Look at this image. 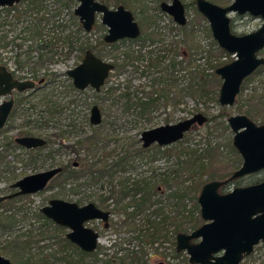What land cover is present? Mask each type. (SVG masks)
I'll list each match as a JSON object with an SVG mask.
<instances>
[{"label": "rangeland", "instance_id": "374dc122", "mask_svg": "<svg viewBox=\"0 0 264 264\" xmlns=\"http://www.w3.org/2000/svg\"><path fill=\"white\" fill-rule=\"evenodd\" d=\"M64 1L66 0H44L41 3H33L30 0H21L9 9H0V34L6 29L5 22L7 17L11 21L20 17L19 24H15V26L18 27L19 25L22 31V45L17 50L19 59L24 62V66L16 68V74L23 78H30L35 67L38 77H45L48 80V74L55 73L58 81L57 84H50L49 81L41 90L35 92L29 90L30 92L23 93L28 98L29 103L19 105L17 113L9 117L5 123L7 135L12 138L26 135V132H30L31 135L40 136L45 140L48 139L49 142L45 146L41 149L7 148L8 140L3 136L4 133L0 132V151L4 149L0 155V195L7 194L10 183L17 179L76 160L77 156H87L90 163L95 161V168L100 167L105 162L111 163L116 159L117 155H123L129 149L133 150L141 145L139 137L140 133L145 129L166 123H175L197 112L203 113L207 119L212 117V120H207L201 126H195L189 130L185 133L181 142L161 146L159 149L150 148L142 152L134 157L131 168L117 169L112 177L104 175L97 180L91 181L85 176L78 181L82 185L73 190L69 189L68 186L60 188L59 184L62 178L54 177L46 188L39 192L18 196L13 201L0 202V213L13 215L14 219L12 230L7 233H0V251L6 242L14 240L17 235H20V238L24 240L30 230H35L33 232L34 235L42 228H46L45 233L49 234V236L40 240H36L40 236L28 238L31 241V250L39 253L43 252V254H48V252L60 253L63 248L59 237H61V233L65 234L68 229L62 227L59 231H56L53 229L51 220L52 223L46 224L39 217L41 214L40 208L46 205L50 198L58 197L77 202L79 205L93 202L100 208L111 211L107 228L102 227L101 222L98 220L88 222V225L98 230L100 234L96 249L98 258L103 259L112 255H123L128 250H136L140 247L146 251L141 264H189L188 256L185 253L180 254V256L174 255L176 232L173 226L167 228L168 230H164L163 238H154L148 243L145 236L151 232L147 219L151 221L155 219L154 216L148 215L151 211L156 207H163L162 211H170V207H172V210L174 209L170 204V200H167L168 189L164 184L160 183V177L174 168V163L180 150L188 146L189 150L197 149V153H203L209 142L212 146L217 147L220 155L219 159L216 162H212L208 167V170L213 171L216 175L214 179H222L224 175L231 173L232 161L237 155L228 146L229 141L231 142L232 139V132L227 120L225 117L219 116V114L222 108H226L228 116L243 112H239L236 105L238 95L232 106H221L218 102V90L221 80L217 75L215 76L218 82L211 78L210 73L213 69L209 66V64H214L218 59L217 52H212V57H209V59L206 57L199 59L198 56L195 57L197 59L195 64L200 68V72L203 71L201 73H204L203 80L205 78L206 82L205 91L207 93L202 97L198 91L185 89L188 83H192L194 86V84H200L202 81L197 75L193 78L194 73L186 77L185 72L189 73L193 68L184 70L185 68L182 69L184 64L181 65L179 70L177 67L172 70L170 77L168 76V81L164 83L161 81V76L164 73L167 74L165 69L168 63L172 59L175 61L179 59L178 56H175V52H180L184 49L185 43L191 45L197 43V45L206 47V44L210 41L205 32L207 23L195 12L194 5H190L194 0H181L186 5V26L190 29L187 39H185L184 32L174 23L172 18L158 10V3L162 0H121L125 2L118 3L130 9L138 21L141 28L140 38L143 39L149 33H156L158 39L154 41L146 40L143 48L141 47V39L135 42H118L116 43V49L108 45L99 47L101 48L100 54L104 59L113 62L117 61V63L123 64V67L114 68L110 72L100 91L86 88L80 93L66 90L68 89L69 80L65 75V63L58 65L44 63L45 57H51L52 54L50 52L44 54L45 52L40 50L41 41L38 39L39 37H26L28 34L26 28L31 29L33 25L38 23L40 26L43 25L44 36L42 38H46L47 41L51 40L53 28H55V35L57 37L60 36L61 40H63L62 38L65 37L66 33L65 24L69 17V10L63 5ZM164 1L170 2L171 0ZM211 1L225 5L232 0ZM108 2L111 7L117 4V0H109ZM230 17L232 30L237 34L256 30L262 23L260 17L248 14L238 15L231 13ZM40 18H42L41 22ZM100 24V17L98 16L92 30L85 35H80L76 46L85 39L95 43L97 39L101 38L106 32V28H102ZM57 43L58 46H63L61 53L64 54V40L62 43L58 41ZM35 46L38 47L36 51L32 50ZM30 47L31 50L27 52ZM133 50L138 53L141 52L142 56L132 57L126 61L123 52L131 51L134 53ZM149 50L151 52H148ZM259 54L264 56V49ZM2 56L0 51V59H2ZM81 58L82 53L79 48L74 47L66 66H75ZM154 58H158L156 65L150 64ZM229 58H232L229 54L226 57L222 55L220 60ZM206 61H209V63H206ZM196 71L199 73L198 70ZM259 77L264 79V74H260ZM155 79H158V83L153 82ZM163 84L168 85L172 89L171 92L173 93L169 95L170 100L165 104L160 100L156 101L155 105L143 116L138 114L139 108H125L124 102L117 99V95L124 92H130L131 96L146 99L154 87L160 88ZM256 85H259L258 77H255L254 81L247 84L244 93H250L251 89ZM110 87L115 88L114 93L108 92ZM50 90L53 91L51 99L58 103L61 110L55 113L47 122V118L40 114L42 109H46L44 107L46 105L38 104V99L35 97L42 96L44 95L42 93ZM32 92L34 96L31 95ZM16 96L14 94L15 98ZM93 104L99 106L102 114V120L98 125H91L89 122L90 108ZM34 105L35 107H32ZM254 109L256 117H253L252 120L258 124L264 123L262 120L264 119V96ZM27 120L31 122L26 123ZM225 124L227 128L224 127ZM95 134L96 138L99 139L95 146L88 148L85 142L81 146L76 145L78 139L84 140ZM73 149H78L79 152ZM48 154L49 156H47ZM203 161L205 163L209 162L208 158H204ZM181 175L182 178H186L185 173ZM263 176L264 172L251 177L243 176L239 178L238 185L233 184L230 188L247 185L251 180ZM198 177V175H195L185 183L190 184V182L198 180ZM123 179L129 181L145 179L157 188L154 190L156 193L153 196L156 201L142 210L143 212L131 221V228L123 225V216L120 213L121 207L130 198L126 197L118 205L115 204V197H118L117 191L119 190L117 183ZM201 179L205 181L211 180L206 174ZM60 190L62 194L55 195ZM113 193H115L114 196H112ZM198 194L199 191L196 197ZM104 198L106 200H104L103 204L100 200ZM184 204V209H182L183 205L180 203L181 211H196L193 207V199L185 200ZM197 206L199 208L198 204ZM130 210H132V207L129 208ZM201 222L203 223L204 221L202 220ZM138 232L143 233V236H140L137 240L134 236ZM68 252H70L69 254H75L69 250ZM0 254L8 257L11 262L15 260L12 252ZM73 258H76L75 255ZM86 261H89V258H86ZM12 264L15 263L12 262ZM241 264H264V243L255 246L254 251L245 257Z\"/></svg>", "mask_w": 264, "mask_h": 264}, {"label": "water", "instance_id": "95a60500", "mask_svg": "<svg viewBox=\"0 0 264 264\" xmlns=\"http://www.w3.org/2000/svg\"><path fill=\"white\" fill-rule=\"evenodd\" d=\"M20 0H0V8L12 6ZM73 13L82 28L90 31L96 15H101V23L107 27L104 40L108 43L120 39H134L140 34L133 14L123 5L110 9L97 0H77ZM160 8L173 20L186 23L184 5L180 0L162 2ZM196 10L206 19L211 35L220 49L234 58L214 69L220 78L218 102L221 106H232L240 92L244 79L261 65L264 56L258 55L264 49V0H233L225 6L209 0H195ZM231 13L249 14L260 17L262 23L254 31L237 35L231 31ZM113 64L104 61L87 50L81 61L66 71L73 86L78 90L92 88L99 91ZM35 85L31 79H18L0 64V129L5 126L12 109L13 91L23 92ZM102 120L98 105L90 108L89 122L98 125ZM207 117L197 112L175 123H166L140 133L143 148L152 144L167 146L181 140L186 132L201 126ZM227 123L232 132L231 143L242 161L230 176L205 182L197 196L200 217L204 221L189 232H178L175 250L184 251L190 264H240L255 245L264 243V179L245 186H235L221 192L220 187L247 174L264 169V123L258 124L245 114L230 115ZM26 149L45 145L40 136L24 135L14 138ZM73 165H77L74 161ZM60 166L25 175L11 184L16 190L0 195V202L19 195L33 194L43 190L49 181L61 171ZM40 212L55 224L69 229L66 238L85 252L97 248L98 233L86 226L90 220H103L108 224L110 212L93 202L79 205L62 198H51L40 208ZM197 240V241H195ZM0 264H12L9 258L0 254Z\"/></svg>", "mask_w": 264, "mask_h": 264}, {"label": "trees", "instance_id": "16d2710c", "mask_svg": "<svg viewBox=\"0 0 264 264\" xmlns=\"http://www.w3.org/2000/svg\"><path fill=\"white\" fill-rule=\"evenodd\" d=\"M30 1L33 3L42 2L41 0H30ZM57 1H60V0H57ZM119 1L125 2L121 0ZM76 4H77V0H66L63 3L64 7L69 11ZM190 5H194V1H192ZM195 12L205 22V19L196 10ZM70 16H71V24L73 26L72 31H71V35H72L71 49H73L74 47H78L81 53H84L86 49H94L96 44L93 45L90 41H88V39L83 42L81 41L79 45L76 46L80 38V35L82 34L85 35V33H83V30L81 28L80 23L77 21V18L72 13L70 14ZM19 18L20 17L16 19L19 20ZM39 20L41 22L42 18H40ZM181 30L184 32L185 39H187L186 37L190 29L187 28V26L185 25L181 27ZM26 31L28 32L26 37H29V36H35L37 38L39 37L38 39H40L41 42L45 43V45L48 47L50 46L51 40L47 41L46 38H42L44 36L43 25L40 26L38 23H36L35 25L32 26L31 29L26 28ZM205 32L208 35L209 40H210L206 44V47H203L199 44L197 45V43L191 45L189 43L187 44L184 42L185 43L184 49L180 52L179 51L175 52V56H181V59H179V63L181 62L182 64H184V67L182 66V69L185 68L184 70H188L190 68H193V70L190 71L189 73L187 71L185 72L186 77L194 73L193 78L197 75V77L202 81L200 84L199 83L194 84V86L192 83H188L185 89L190 90V91H195V92L198 91L201 97L207 93L205 91L206 82H205V78L203 80L204 73H201L203 71L200 72L199 71L200 68L198 67L197 64H195V60H197L195 59V57L198 56V59L201 57H206L207 59H209V57H212V52H217L218 59L216 60L214 64H209L210 68H212L213 70L216 67L228 61L226 59L220 60V57L222 55L224 56L225 52L218 47V45L213 39H211L209 27L207 26V24L205 25ZM157 38L158 37L156 33L146 34V36L143 37V39L139 38L141 39V47L142 48L144 47L146 40L154 41V40H157ZM64 39L65 37L63 38V40ZM100 43H103V41L98 40L97 45ZM1 44L2 43H1V35H0V46ZM42 44L40 45L41 47L43 46ZM115 45L116 44H112V47H115ZM123 53L125 55L126 61H128V59L132 57L130 54V51L123 52ZM16 61L17 63L19 62L18 56L16 57ZM177 62L178 61H174V63L172 64V61H170V63H168L167 71H168L169 77L171 75L170 73L172 72V70L176 68L178 64ZM206 63H209V61H206ZM174 64H175V67H174ZM121 66L123 67V64H121ZM196 70H198L199 73ZM213 70L211 71L210 76L213 80L218 82ZM260 74H264V65H261L259 68H257V70L252 75L245 78V80L243 81L241 85L240 92L236 100V105H237L239 112L242 111L243 114L247 115L251 119H253V117H256L254 107L259 105L261 98H263L264 96V93H263L264 92V79L259 77ZM255 77L256 78L258 77L259 85L254 86L251 89L250 93L248 94L244 93L245 89L247 88L246 87L247 84L251 81H254ZM197 86L198 88L196 89ZM67 88H68L66 89L67 91L72 90V91H77L80 93L82 92V91L77 90L73 86L71 81H69ZM114 91H115V88L113 87H110L108 90L109 93L111 92L114 93ZM42 94L44 95L36 96L35 98L38 99V104L46 105L44 106L46 107V109H42L40 114L41 116H45L48 122L55 113L61 110V108L58 105V103H56V101L51 99V96L53 95L52 90L44 92ZM31 95L34 96L33 93ZM117 99L121 102L122 101L124 102L125 108H128V109L133 108V107L139 108L138 114L140 116L145 115L150 110V108L155 105L154 101L148 102L145 99H141L138 97H137V100H134L130 92L129 93L124 92L120 94L117 97ZM25 103H29L27 97L22 96V97L16 98V104L10 114V117H12L14 114L17 113L19 105L21 104L23 105ZM32 107H35V105ZM219 116H223L227 120L228 112L226 111V108H222V111L219 114ZM207 120L209 121L212 120V117L208 118ZM262 120L264 121V119ZM30 122H31L30 120L26 121V123H30ZM224 127L227 128V125L225 124ZM0 132L4 133L3 136L8 140L7 142L8 144L6 145L7 148L8 147L9 148H15V147L21 148L20 145L15 143L14 138L7 135V127L5 126L2 127L0 129ZM26 134H31V133L26 132ZM98 140L99 139L96 138V134H95V135L87 137L84 140L78 139L76 141V145L81 146V144L85 142L87 147L91 148L99 142ZM181 140L177 142H181ZM47 142H49L48 139L46 140V143ZM228 144H229L228 146L231 149V151L234 154H237L234 160L232 161V165H231L232 166L231 173H232L241 164V157L239 156V154L237 153L236 149L233 147L230 141ZM43 146L38 147L37 149H41ZM150 148L159 149L160 146L154 144L148 148H143L141 145H139L133 150L129 149L123 155L122 154L117 155L116 159L113 160V162L111 163H107V162L102 163L100 167L98 168H95V164H96L95 161L91 163L88 161L87 156L85 157L77 156V159H76L78 161L77 167H73L71 165V161H69L67 162V164L62 165V171L58 173L55 177L62 178L59 184L60 188H65L66 186H68L69 189L73 190L82 185V183L78 182L80 178L82 177L86 176L89 180L94 181V180H97L98 178L103 177L104 175L112 177L113 173L117 169L124 170L127 168H131L133 166L132 161L134 160V157L140 155L142 152H145L146 150H149ZM3 150L0 151V155H1V152H3ZM73 150H75L76 152H79L78 149H73ZM47 156H49V154ZM219 156L220 155H219V151L217 150V147L212 146L210 142L206 145L203 153H197V149L189 150L188 146H186L182 150L179 151L176 162L174 163V168H172L169 172H167L166 174H163V176L160 177V183L164 184L168 189V194L166 196L167 200H170V204L171 206L174 207V209L172 210V207H170V211L167 212L166 217L162 211L163 207L155 208L152 211V213L159 214V215L162 214L161 217H163V223H167V228H170L171 226H173L175 232H180V231L189 232L202 224L201 222L202 219L200 217V211L197 206L196 195L198 191H200V188H201L200 185L202 186L205 182H207L201 179L204 174H206L207 177H209L211 180L216 177L213 171L208 170V167L211 165L212 162L218 161ZM204 158H208L209 162L205 163L203 161ZM183 173L186 174V178L181 177L182 176L181 174ZM231 173L224 175V178L230 176ZM195 175L199 176L198 180H194L193 182H190V184L185 183L188 179L193 178ZM257 181H259V179H253L249 183H254ZM238 182H239V179H235L231 181L230 183L223 185L222 187H220V189L221 191H226L233 184L238 185ZM117 186H119V190L117 191L118 197L117 198L115 197L116 205L122 202L126 197L130 198V200L121 207L120 213L123 216V225L127 227L129 226V228H131L132 227L131 221L133 219V216L137 214L138 212H141L145 208L151 206L156 201L155 199H153V196L156 193V191L154 190L157 188H155L150 182L146 181L145 179L136 180V181H129V180L123 179V180L118 181ZM61 192L62 191L60 190L55 195H61L62 194ZM114 194L115 193H113L112 196H114ZM188 199L194 200L193 207L196 211H190V210L181 211L180 210L181 209L180 203H182L183 205L182 209H184V206H185L184 201ZM13 200L14 198L6 200V201H13ZM104 200L106 199L104 198L100 200V202L104 204ZM130 207H132V210L129 211ZM39 217L42 221L46 222V224L52 223L49 219H47L41 214ZM13 226H14L13 215H10V214L3 215V213H0V233L2 234L7 233L8 231L12 230ZM61 228H62L61 226H58L53 223L54 230L59 231V229ZM45 230L46 228H42L39 232L35 233L34 235H33V232H35V230L34 229L30 230L26 235V239L24 240L20 238L21 237L20 235H17L16 237L17 239L15 238L12 241L6 242V244L2 247L0 253L5 254L8 252H12L15 257V260H13L12 262H14L15 264H141L143 261L142 260L143 256L146 252L144 249H141L139 247L136 250H128L123 255H119V256L112 255V256L105 257L102 259V258L97 257V254H98L97 251H94L92 253H87L79 249L76 245L71 243L65 237L64 233H61V237H59V241L62 244V248H63L62 251H60V253L48 252V254H43V252L39 253V252L32 251L31 250L32 247L30 246L31 241H29L28 238L40 236V238L36 239V240H40L41 238L49 236V234L45 233L46 232ZM157 231L159 234V231H161V228L159 227ZM155 232L150 235L149 240H153L152 238ZM140 236L142 237L143 233L138 232L137 238L139 239ZM68 250L74 252L75 254H69L70 252H68ZM74 255L76 257L75 259L73 258ZM174 255L180 256V253H174ZM86 258H89V261H86Z\"/></svg>", "mask_w": 264, "mask_h": 264}, {"label": "flooded vegetation", "instance_id": "af4514ba", "mask_svg": "<svg viewBox=\"0 0 264 264\" xmlns=\"http://www.w3.org/2000/svg\"><path fill=\"white\" fill-rule=\"evenodd\" d=\"M21 1V0H20ZM19 1V2H20ZM41 1H44V0H41ZM97 1H99V2H101V3H103V4H105L107 7H109L110 9H115V8H117V6H119V5H123V4H120V3H118V2H120V1H118L117 0V4L116 5H114V7H111V5L109 4V0H97ZM105 1V2H104ZM172 1V0H171ZM171 1L169 2V1H164V0H162V1H160L159 3H158V10L161 12V13H163V14H166V15H168V16H170L167 12H165V11H163L161 8H160V4L162 3V2H165V3H171ZM181 1V0H180ZM209 1H211V0H209ZM233 1V0H232ZM231 1V2H232ZM107 2V3H106ZM182 2V1H181ZM211 2H213V3H216V2H214V1H211ZM230 2V3H231ZM77 3H78V1H77ZM183 3V2H182ZM216 4H218V3H216ZM229 4V3H228ZM228 4H225V5H228ZM77 5V4H76ZM75 5V6H76ZM183 5H184V9H185V16H186V5L183 3ZM219 5H221V6H225L224 4H219ZM13 6V5H12ZM74 6V7H75ZM124 6V5H123ZM11 6H4V7H1L0 9H2V8H10ZM74 7L72 8V9H70V11H69V14H68V19H67V21H66V24H65V28H66V33H65V39H64V54H62L61 53V51H62V45H60V46H58L57 44V41L58 42H60V43H62L63 42V40H61V38H60V36L59 37H57L55 34V28H53L54 30H53V32H52V35H51V43H50V46L48 47V46H46L45 45V43H43V42H41V44L43 45L42 47H40V50L41 51H43V52H45L44 54H47V52H50L51 54H52V56L51 57H45V59H44V63H48V65H58V64H61V63H65V75H66V77H67V79L69 80V81H71V78L70 77H68L67 76V74H66V71L68 70V69H70V68H73V67H71V66H69V67H67L66 66V63L70 60V56H71V51H72V49H71V37H72V35H71V31H72V28H71V16H70V14L72 13L73 15H74V13H73V9H74ZM125 7V6H124ZM194 7H195V0H194ZM126 8V7H125ZM7 9V10H8ZM126 9H128V8H126ZM128 10H130V9H128ZM195 10H196V8H195ZM131 11V10H130ZM197 11V10H196ZM71 12V13H70ZM198 12V11H197ZM131 13L133 14V12L131 11ZM199 13V12H198ZM200 14V13H199ZM201 15V14H200ZM243 15H245V14H243ZM249 15V14H248ZM75 16V15H74ZM100 17V23H101V15L100 14H97L96 15V18L97 17ZM202 16V15H201ZM251 16V15H250ZM76 18H77V21L79 22V20H78V17L77 16H75ZM133 17H134V14H133ZM171 17V16H170ZM203 17V16H202ZM172 18V17H171ZM204 18V17H203ZM205 19V18H204ZM19 20H20V18H19ZM19 20L18 19H16L15 18V20H13V21H11V19L10 18H8L7 17V19H6V22H5V26H6V29L3 31V33H1L0 35H1V46H0V51H1V54L3 55L2 56V59H0V64L1 65H4L11 73H12V75L14 76V77H16V78H18V79H31V80H33L34 81V83H35V85H34V87L33 88H31V89H27V90H25V91H23V92H16V91H13V98H14V102H13V106H12V109H11V111H10V113H9V115H8V118L7 119H9V117H10V114H11V112H12V110H13V108L15 107V104H16V98H18V97H25L24 95H23V93H25V92H28L29 90L30 91H33V92H35V91H38V90H41L43 87H45V85L46 84H48V82L50 81V84H57L58 83V81L56 80V74L55 73H52V74H48V77H49V79L47 80L45 77H38L39 75L36 73V71L34 70L35 69V67L33 68V71H32V76L30 77V78H23V77H20L19 75H17L16 74V72H15V69L16 68H21L22 66H24V62L23 61H21L20 59H19V62L17 63V61H16V57L18 56L19 57V53H18V50H17V48L19 49L20 47H21V45H22V43H21V40L23 39V37H22V31H21V27L18 25V27H16L15 26V24H19ZM134 20L138 23V21L135 19V17H134ZM172 20H173V18H172ZM174 21V20H173ZM95 22H96V19H95ZM94 22V23H95ZM205 22L207 23V21H206V19H205ZM80 23V22H79ZM94 23H93V25H94ZM174 23L176 24V25H178L179 26V28H181V27H183V26H185L186 24H187V16H186V23L184 24V25H180V24H178V23H176L175 21H174ZM80 25H81V23H80ZM93 25H92V28H93ZM138 25H139V23H138ZM100 26L102 27V28H106V32L103 34V36L101 37V38H99V39H97V41L98 40H102L103 41V43H100V44H98L97 45V41H95V43H92L93 45H95L96 44V46L94 47V49H86L85 51H84V53H82V58H83V56H84V54H85V52L87 51V50H90L94 55H96L97 57H99V58H101L102 60H104V61H108V62H110V63H112L113 64V69L114 68H119V67H122L121 66V64H119V63H117V61H111V60H106V59H104L103 57H102V55L100 54V50H101V48H99V47H101V46H103V45H108V46H111L112 47V44H116V43H118V42H123V41H129V42H135V41H137V40H139V38H140V35H141V28H140V25H139V29H140V34L138 35V37H136V38H134V39H130V38H124V39H120V40H117V41H115V42H112V43H108V42H106L105 40H104V35L107 33V27L104 25V24H100ZM207 26H208V23H207ZM230 26H231V31L234 33V34H237V33H235L233 30H232V24H230ZM209 27V26H208ZM81 28H82V25H81ZM92 28H91V30H92ZM259 28V27H258ZM82 30H83V33H85V34H87V33H89L90 31H85L83 28H82ZM254 31V30H253ZM209 32H210V28H209ZM251 32V31H250ZM246 33H248V32H246ZM242 34H245V33H241V34H237V35H242ZM82 35H84V34H82ZM210 35H211V32H210ZM63 39V38H62ZM158 39V38H157ZM211 39H213V37H212V35H211ZM87 39H85L84 41H86ZM214 40V39H213ZM215 41V40H214ZM83 42V41H82ZM216 42V41H215ZM217 44V43H216ZM115 47H116V45H115ZM115 47H112L113 49L115 48ZM219 47V46H218ZM37 48L38 47H36L35 46V48H33L32 50H37ZM116 49V48H115ZM31 50V47H30V49L27 51V52H29ZM183 50V49H182ZM181 50V51H182ZM80 51V50H79ZM133 52L134 53H132L131 51H130V54H131V56L132 57H140V56H142V54H141V52H135V50H133ZM148 52H151V50H149ZM225 52V51H224ZM261 52V51H260ZM259 52V53H260ZM14 53H18V54H14ZM60 53V55H58ZM172 53V52H171ZM174 53V52H173ZM42 54V53H41ZM124 54V53H123ZM228 54V53H227ZM227 54H226V52H225V57L227 56ZM230 55V54H229ZM258 55H260V54H258ZM43 56V55H42ZM59 56V57H58ZM125 56V55H124ZM232 56V58H229V59H226V60H228L227 62H229V61H231L233 58H234V56L233 55H231ZM261 56V55H260ZM38 57H39V54H38ZM64 57V58H63ZM131 57V58H132ZM179 57V59H181V56H178ZM81 58V59H82ZM179 59H177L176 61H178L177 63V69L179 70V68L181 67V65H182V63L180 62L179 63ZM225 60V59H224ZM81 61V60H80ZM79 61V62H80ZM155 61V62H154ZM158 61V58H155L154 60H153V62H150V64H153V65H156V62ZM172 61V64L174 63V59H172L171 60ZM78 62V63H79ZM226 62V63H227ZM77 63V64H78ZM115 63H117V64H115ZM20 64H22V65H20ZM76 64V65H77ZM40 65V64H39ZM167 67H168V65H167ZM173 67V66H172ZM174 67H175V64H174ZM173 67V68H174ZM260 67V66H259ZM258 67V68H259ZM112 69V70H113ZM111 70V71H112ZM257 70V69H256ZM255 70V71H256ZM110 71V72H111ZM254 71V72H255ZM33 72H34V74H33ZM110 72L108 73V76H109V74H110ZM165 72H167V74H163L162 76H161V81L164 83L165 81H168V71H167V68L165 69ZM213 72H214V70H213ZM215 74V73H214ZM35 75V76H34ZM216 75V74H215ZM252 75V74H251ZM108 76L105 78V80H104V83H103V85L105 84V82H106V80H107V78H108ZM38 77V78H37ZM249 77V76H248ZM167 78V79H166ZM247 78V77H246ZM245 80V79H244ZM72 82V81H71ZM153 82H155V83H158V79H155V81H153ZM243 83V82H242ZM102 85V86H103ZM156 85V84H155ZM242 85V84H241ZM101 86V87H102ZM101 87H100V89H99V91L101 90ZM92 89V88H91ZM78 90V89H77ZM171 90L172 89H170L169 88V86L168 85H166V84H163V85H161V87L160 88H158V87H154V89L152 90V92L150 93V95H148V97L145 99L146 101H148V102H150V101H154L155 103H156V101H161L163 104H165V103H167L169 100H170V98H169V95L171 94V93H173V92H171ZM29 91V92H30ZM79 91H83V90H79ZM154 91V92H153ZM32 92V93H33ZM14 94L15 95H17L16 96V98L14 97ZM22 95V96H21ZM120 94H118L117 95V97L119 96ZM174 97V96H173ZM133 98H134V100H137V97H135V96H133ZM178 102V101H177ZM97 105V104H96ZM99 107V106H98ZM152 108V107H151ZM150 108V109H151ZM99 110H100V108H99ZM100 113H101V110H100ZM241 114H243V113H241ZM101 117H102V114H101ZM250 118V117H249ZM251 119V118H250ZM254 121V120H253ZM261 124H263V123H261ZM187 133V132H186ZM26 135H31V134H26ZM185 135V134H184ZM21 136H24V135H21ZM32 136H34V135H32ZM17 137V136H16ZM15 138V137H14ZM14 141H15V139H14ZM16 143V142H15ZM46 144V143H45ZM232 144V143H231ZM19 145V144H18ZM152 145H154V144H152ZM157 145V144H156ZM142 146V145H141ZM159 146V145H158ZM22 147V146H21ZM41 147V146H40ZM150 147V146H149ZM161 147V146H160ZM22 148H24V147H22ZM36 148H38V147H36ZM36 148H32V149H36ZM148 148V147H147ZM26 149V148H25ZM238 153V152H237ZM74 161H76L77 162V165H73V162ZM241 161H242V159H241ZM63 164H67V162L66 163H63ZM63 164H61V165H58V166H60L61 168H62V165ZM71 165L73 166V167H77L78 166V161L77 160H73V161H71ZM57 166V165H56ZM240 166V165H239ZM54 167V166H53ZM61 171H62V169H61ZM60 171V172H61ZM59 172V173H60ZM262 172H264V169H261V170H259V171H257V172H254V173H251V174H247V175H244V176H248V177H251V176H254V175H258V174H260V173H262ZM55 177V176H54ZM53 177V178H54ZM243 177V176H242ZM52 178V179H53ZM227 178V177H226ZM239 178H241V177H239ZM239 178H237V179H239ZM51 179V180H52ZM224 179V178H223ZM259 179V181H257V182H260L261 180H263L264 179V176L263 177H260V178H258ZM50 180V181H51ZM49 181V182H50ZM257 182H254V183H257ZM254 183H249V184H254ZM11 184L12 183H10V186H9V191H8V193H12V192H14L15 190H16V188H12L11 187ZM249 184H247V185H249ZM48 185V184H47ZM245 186V185H244ZM222 187V186H221ZM46 188V187H45ZM233 188V187H232ZM231 189V188H230ZM230 189H228V190H230ZM228 190H226V191H228ZM220 191H221V189H220ZM221 192H225V191H221ZM7 193V194H8ZM19 196H21V195H19ZM16 197H18V196H16ZM16 197H13V198H16ZM13 198H10V199H13ZM53 198H57V197H53ZM51 199V198H50ZM6 200H9V199H5V200H3V201H6ZM49 201V200H48ZM2 202V201H1ZM99 207V206H98ZM157 208V207H156ZM103 209V208H102ZM103 210H105V209H103ZM109 211V210H108ZM110 212V215H111V211H109ZM143 211H141V212H138L137 214H135L134 216H133V219H132V221L134 220V218L136 217V216H138L140 213H142ZM167 212L168 211H163V214L165 215V217H166V214H167ZM42 214V213H41ZM43 215V214H42ZM110 215H109V217H108V224H107V226H105L104 225V221L103 220H100V219H98V221H100L101 222V225H102V227H104V228H107L108 226H109V218H110ZM148 215H151V216H154V220L153 221H151L150 219H147V221H148V225L150 226V228H151V232L150 233H148L147 235H146V237H147V241H148V243L149 242H151L152 240H149L150 239V235L152 234V233H154L155 231H157L158 230V228L160 227L161 228V231H159V234H158V231L157 232H155V234H154V236H153V238L152 239H154V238H163V236H164V234H163V232H165L164 230H167V223H163V217H161L162 216V214H154V213H152V211L148 214ZM44 216V215H43ZM45 217V216H44ZM48 219V218H47ZM202 219V218H201ZM50 220V219H49ZM165 220H166V218H165ZM91 222H93V221H95V220H90ZM90 221H88V222H90ZM88 222H86L85 224H86V226H89L88 225ZM54 223V222H53ZM162 223H163V225H162ZM204 223V222H203ZM55 224V223H54ZM57 225V224H56ZM59 226V225H58ZM62 227V226H61ZM89 227H91V228H93L92 226H89ZM163 227V228H162ZM199 227V226H198ZM94 229V228H93ZM97 233H98V235H99V237H98V242H97V246H98V243H99V238H100V234H99V231L98 230H96V229H94ZM67 231H69V229L67 230ZM180 232H182V231H180ZM67 233V232H66ZM66 233H65V235H66ZM178 232H176V234H177ZM66 237V236H65ZM137 240H138V238H137V235H135L134 236ZM175 237H176V235H175ZM195 241H197V240H195ZM72 243V242H71ZM260 243H263V242H260ZM260 243H258V244H260ZM257 244V245H258ZM75 245V244H74ZM257 245H255V246H257ZM255 246H254V248H255ZM78 247V246H77ZM79 248V247H78ZM254 248H253V251H254ZM80 249V248H79ZM97 249V248H96ZM83 251V250H82ZM96 251V250H95ZM252 251V252H253ZM85 252V251H84ZM94 252V251H93ZM251 252V253H252ZM87 253H92V252H87ZM175 253H180V254H182V253H185L184 251H179V252H177L176 250H175ZM250 253V254H251ZM186 254V253H185ZM249 254V255H250ZM249 255H247V256H249ZM247 256H244L243 258H242V260H241V262H240V264L242 263V261H243V259L245 258V257H247ZM6 257V256H5ZM8 258V257H7ZM187 260H188V258H187ZM11 261V260H10ZM189 263V262H188ZM160 264H164V263H160ZM190 264V263H189Z\"/></svg>", "mask_w": 264, "mask_h": 264}]
</instances>
